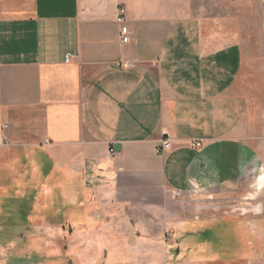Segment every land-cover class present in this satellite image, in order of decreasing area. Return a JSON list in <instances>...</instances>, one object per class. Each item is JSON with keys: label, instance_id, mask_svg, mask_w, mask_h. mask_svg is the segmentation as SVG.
<instances>
[{"label": "crops", "instance_id": "1", "mask_svg": "<svg viewBox=\"0 0 264 264\" xmlns=\"http://www.w3.org/2000/svg\"><path fill=\"white\" fill-rule=\"evenodd\" d=\"M180 10L0 0V264L35 262L34 230L52 226L73 230L67 264H177L164 262L166 231L205 232L204 195L241 196L259 169L264 105L241 76L233 20Z\"/></svg>", "mask_w": 264, "mask_h": 264}, {"label": "rangeland", "instance_id": "2", "mask_svg": "<svg viewBox=\"0 0 264 264\" xmlns=\"http://www.w3.org/2000/svg\"><path fill=\"white\" fill-rule=\"evenodd\" d=\"M179 6L183 15L233 20L243 47L241 76L247 79L264 105V0H179ZM258 162L259 169L238 198L230 200L220 195L216 199L215 194L204 195L208 215L201 218L205 221V232L178 236L173 229L166 231L163 236L168 243L163 249L167 255V258L164 256L165 263L264 264V137ZM55 215L50 212V219L55 220ZM67 230L64 238L59 226H52L42 233L35 229V244L27 248L36 256L32 264L44 262L39 257L43 252L51 255L50 264H67L61 256L66 252V246L75 245L73 230L70 234ZM194 242H205L203 251L206 253L196 254L194 258L196 252L189 247ZM124 257L130 258V255H117L118 260ZM70 259L76 261L75 257ZM87 259L83 258L84 264H89ZM107 262V257L101 254L93 264Z\"/></svg>", "mask_w": 264, "mask_h": 264}, {"label": "built area", "instance_id": "3", "mask_svg": "<svg viewBox=\"0 0 264 264\" xmlns=\"http://www.w3.org/2000/svg\"><path fill=\"white\" fill-rule=\"evenodd\" d=\"M125 12L126 10L121 7L119 10L118 16H117V22L121 24V29H120V37H121V42H129L132 39L130 28L128 24L125 22ZM71 54L68 55L67 58H70ZM118 65H126V66H132L131 62L125 61L123 63H118ZM202 144L201 141H198L197 143L194 144L195 147H198ZM172 146V140L170 138L163 139L161 142L157 145V151L160 152H166L169 150V148ZM111 153H115L114 147L111 148L110 150Z\"/></svg>", "mask_w": 264, "mask_h": 264}]
</instances>
